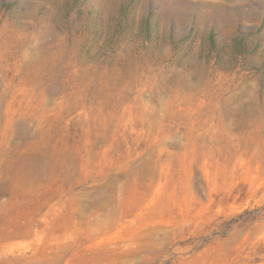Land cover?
<instances>
[{"label":"rangeland","instance_id":"rangeland-1","mask_svg":"<svg viewBox=\"0 0 264 264\" xmlns=\"http://www.w3.org/2000/svg\"><path fill=\"white\" fill-rule=\"evenodd\" d=\"M0 264H264V0H0Z\"/></svg>","mask_w":264,"mask_h":264}]
</instances>
